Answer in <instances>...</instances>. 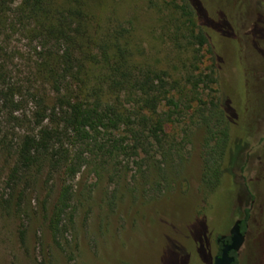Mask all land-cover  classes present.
<instances>
[{
    "label": "rangeland",
    "instance_id": "rangeland-1",
    "mask_svg": "<svg viewBox=\"0 0 264 264\" xmlns=\"http://www.w3.org/2000/svg\"><path fill=\"white\" fill-rule=\"evenodd\" d=\"M198 2L213 23L205 26L209 46L193 66L199 65L202 74L214 72L216 92L205 91L202 98L213 95L223 101L231 145L243 143L240 162L207 193L201 184L205 131L195 124H189L184 163L177 174H169V186L161 182L163 189L152 188V176L149 181L141 177L135 159L119 158L114 170L113 162L93 161L84 152L86 164L67 182L73 192L70 209L53 237L47 219L64 178L45 166L11 188L8 175L15 158L7 146L38 128L9 123L10 116L1 113L0 142L6 141L0 143V264H211L215 239L228 236L236 220H244L245 235L237 264H264V0ZM180 4L86 0V10L94 27L120 23L130 29L135 58L167 69L178 59L167 8ZM4 45L13 57L8 65L13 81H30L32 46L19 32ZM34 110L28 102L14 116L32 120ZM178 129L170 131L181 136ZM77 148L69 147L72 154Z\"/></svg>",
    "mask_w": 264,
    "mask_h": 264
},
{
    "label": "trees",
    "instance_id": "trees-1",
    "mask_svg": "<svg viewBox=\"0 0 264 264\" xmlns=\"http://www.w3.org/2000/svg\"><path fill=\"white\" fill-rule=\"evenodd\" d=\"M15 2L0 0V114L38 131L7 146L15 158L8 181L14 190L33 170L46 166L50 174L61 172L64 180L47 219L53 237L70 209L73 192L67 182L86 164L84 152L93 161L113 162L114 170L119 158L135 159L141 177L149 181L152 176V188L163 189L161 182L169 186V174H177L184 163L189 124H195L205 131L201 184L207 193L240 162L243 143L231 145L223 101L202 98L205 91L216 92L214 72L202 74L199 65L193 66L209 46L206 27L213 23L198 0L167 8L178 47V59L167 69L137 60L132 32L122 24L94 27L86 0H18L13 8ZM16 32L32 46L34 57H29L32 78L22 85L8 72L13 57L4 45ZM28 102L35 108L32 120L14 116ZM175 127L181 136L171 133ZM69 147L79 152L72 154Z\"/></svg>",
    "mask_w": 264,
    "mask_h": 264
},
{
    "label": "water",
    "instance_id": "water-1",
    "mask_svg": "<svg viewBox=\"0 0 264 264\" xmlns=\"http://www.w3.org/2000/svg\"><path fill=\"white\" fill-rule=\"evenodd\" d=\"M240 222V220H236L233 223L229 230L230 244L224 245L221 255L215 257L213 264H231L234 261V258L229 256L228 253L230 251L238 252L244 243V235L240 232Z\"/></svg>",
    "mask_w": 264,
    "mask_h": 264
},
{
    "label": "flooded vegetation",
    "instance_id": "flooded-vegetation-1",
    "mask_svg": "<svg viewBox=\"0 0 264 264\" xmlns=\"http://www.w3.org/2000/svg\"><path fill=\"white\" fill-rule=\"evenodd\" d=\"M241 221V220H240ZM240 232L244 235V233L242 232V224L240 222ZM230 234L228 236L225 235H220L215 239V245H216V254L214 255V258L212 259V263L214 262L215 257H219L221 255L222 249L224 247V245H228L230 244ZM244 241H245V235H244ZM244 244V243H243ZM243 246V245H242ZM242 248V247H241ZM241 250V249H240ZM239 250V251H240ZM239 251L238 252H234V251H230L228 253L229 256L234 258V261L231 264H237V260H238V255H239Z\"/></svg>",
    "mask_w": 264,
    "mask_h": 264
}]
</instances>
